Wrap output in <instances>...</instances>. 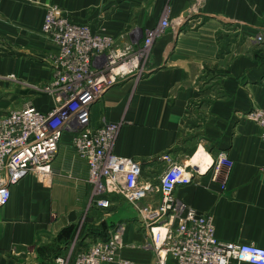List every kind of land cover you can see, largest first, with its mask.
Masks as SVG:
<instances>
[{
	"label": "crops",
	"instance_id": "obj_1",
	"mask_svg": "<svg viewBox=\"0 0 264 264\" xmlns=\"http://www.w3.org/2000/svg\"><path fill=\"white\" fill-rule=\"evenodd\" d=\"M52 5L118 44H142L170 7L171 25L148 68L110 89L93 106L92 124L121 125L114 152L142 163V183H159L166 156L188 165L196 176L177 199L211 218L219 240L264 248V141L244 118L264 110V43L254 40L264 33V0H0V114L53 108L51 96L32 91L54 74L57 49L42 33ZM87 180L67 133L48 180L29 175L12 186L0 212V264H55L119 224L126 244L119 257L152 264L135 208L116 200L98 210ZM83 222L86 236L77 238Z\"/></svg>",
	"mask_w": 264,
	"mask_h": 264
},
{
	"label": "built area",
	"instance_id": "obj_2",
	"mask_svg": "<svg viewBox=\"0 0 264 264\" xmlns=\"http://www.w3.org/2000/svg\"><path fill=\"white\" fill-rule=\"evenodd\" d=\"M170 17L167 7L142 44H118L105 31L72 21L58 6L47 8L42 33L57 49L52 56L54 74L47 83L32 86V91L51 96L54 105L46 112L27 105L0 114V212L12 198V186L22 179L50 178L68 133L76 154L88 166L96 208L110 210L116 200L132 205L139 227L148 235L146 247L155 254L152 264H264V248L219 240L211 218L177 199L176 190L192 184L196 176L188 165L166 156L168 166L159 183H142V163L114 152L121 125L92 124L93 106L110 89L128 76L144 73L143 52L170 27ZM254 40L264 43L261 35ZM244 118L259 126L264 141V110L253 109ZM224 158L221 154L220 160ZM124 231V224L116 225L107 236L89 240L84 251L72 249L58 256L55 264H135L119 257L126 247Z\"/></svg>",
	"mask_w": 264,
	"mask_h": 264
},
{
	"label": "rangeland",
	"instance_id": "obj_3",
	"mask_svg": "<svg viewBox=\"0 0 264 264\" xmlns=\"http://www.w3.org/2000/svg\"><path fill=\"white\" fill-rule=\"evenodd\" d=\"M66 14V13H65ZM67 15V14H66ZM68 16V15H67ZM147 35V34H146ZM259 35H261L262 37H264V33H262V34H259ZM259 35H257V36H259ZM256 36V37H257ZM157 41V40H156ZM155 41V42H156ZM155 42H154V44H155ZM154 44H153V46H154ZM153 48V47H152ZM152 48L149 50H145L144 51V49H143V53H144V60H143V62L141 63V67H140V69L141 70H146L147 68H148V66H149V64H150V60H151V54H152ZM141 49V47L138 49V50H140ZM142 51V49L140 50V52ZM246 115V114H245ZM85 222V221H84ZM82 223L83 225L81 226V228H85V223ZM81 224V223H80Z\"/></svg>",
	"mask_w": 264,
	"mask_h": 264
},
{
	"label": "trees",
	"instance_id": "obj_4",
	"mask_svg": "<svg viewBox=\"0 0 264 264\" xmlns=\"http://www.w3.org/2000/svg\"><path fill=\"white\" fill-rule=\"evenodd\" d=\"M86 229V228H85ZM85 231L86 230H84L83 228H81V229H79V226H76L75 227V235H77L79 232H80V234H79V238H83L84 237V235H85ZM88 234H90V233H88ZM86 236V235H85Z\"/></svg>",
	"mask_w": 264,
	"mask_h": 264
}]
</instances>
